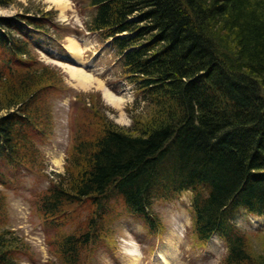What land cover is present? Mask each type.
Listing matches in <instances>:
<instances>
[{"label":"trees","instance_id":"obj_1","mask_svg":"<svg viewBox=\"0 0 264 264\" xmlns=\"http://www.w3.org/2000/svg\"><path fill=\"white\" fill-rule=\"evenodd\" d=\"M86 2L88 29L112 38L122 74L145 106L123 126L96 103L95 92L93 100L75 95L80 134L65 172L41 195L44 215L63 219L67 205L89 199L99 215L119 200L160 230L147 208L191 190L194 235L225 237L224 264H264V253L255 257L236 226L242 211L264 217V0ZM55 13L28 8L0 16V161L15 168L39 167L55 99L69 90L46 74L34 47V34H51ZM9 183L0 170V185ZM2 191L0 264H19L29 249L6 226ZM97 225L98 216L89 228L54 240L63 264H80Z\"/></svg>","mask_w":264,"mask_h":264},{"label":"rangeland","instance_id":"obj_2","mask_svg":"<svg viewBox=\"0 0 264 264\" xmlns=\"http://www.w3.org/2000/svg\"><path fill=\"white\" fill-rule=\"evenodd\" d=\"M28 8L33 12L39 9L56 11L55 25L50 26L51 34H34V47L36 55L46 61H43L48 68L46 74L62 78L69 90L55 99L54 130L40 143L39 167L30 171L0 161V170L10 177L8 186L0 185L8 201L6 226L15 230L29 249L19 264H63L54 240L65 233L89 228L97 221V216L96 237L91 245L82 248L80 264H224L228 249L219 234H214L208 241L194 235L191 190L170 200L155 201L152 208H147L153 212L160 230L151 229L143 217L126 211L119 200L110 203L106 213L99 215L97 211H91V199L67 205L63 219L51 221L44 215L41 195L58 173L65 172L69 150L80 134L81 111L74 105L75 95L86 93L93 100L91 93L95 92L96 103L103 106L109 118L123 126H131L133 114L145 105L141 104L144 101H137L141 99V90L122 74L114 48L97 33L89 31L86 24L90 8L86 0H65L64 8L48 0H15L8 6H0V16L22 14ZM72 37L83 48V61L70 54L69 38ZM67 63L80 65L102 85L95 83L82 87L68 72ZM105 87L121 100L115 104L108 99L103 90ZM236 226L247 234L249 251L255 257L262 255L264 217L242 211Z\"/></svg>","mask_w":264,"mask_h":264},{"label":"bare ground","instance_id":"obj_3","mask_svg":"<svg viewBox=\"0 0 264 264\" xmlns=\"http://www.w3.org/2000/svg\"><path fill=\"white\" fill-rule=\"evenodd\" d=\"M51 1L61 7H65V0H48ZM67 5V4H66ZM82 47L80 46L79 42L75 38H69V51L71 56L79 61H83V54H82ZM68 72L71 74V76L78 82L79 85L82 87H89L93 84H97L98 86H101L102 83L95 80L91 76H89L87 73L84 72L83 67H80V65L70 64L67 63L65 65ZM105 91V95L108 99H110L113 103H118L121 98H117L114 93L110 92L106 87L103 88Z\"/></svg>","mask_w":264,"mask_h":264}]
</instances>
